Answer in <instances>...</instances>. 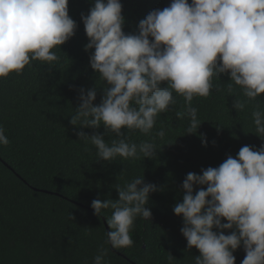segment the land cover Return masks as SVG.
<instances>
[{"label": "clouds", "instance_id": "obj_1", "mask_svg": "<svg viewBox=\"0 0 264 264\" xmlns=\"http://www.w3.org/2000/svg\"><path fill=\"white\" fill-rule=\"evenodd\" d=\"M68 3L0 0V78L13 72L20 75L32 61L50 67L59 61L53 49H59L77 28ZM121 13L120 0H94L88 14H81L89 41L85 51L94 50L89 64L103 82V96L94 105L96 87L80 88L79 104L69 123L93 130L103 125V135L76 132L78 139L95 146L98 159L154 158V143H130L121 130L149 135L157 115L175 104L173 93L184 98L177 117H188L187 133H195L201 122L198 109L192 106L193 97H208L213 77L219 79L221 74L231 81L227 91L232 93L233 85L239 86L244 97L234 99L236 111L257 101L251 118L254 134L264 141V107L258 101L264 94V0L164 1L139 21L135 34L122 31ZM216 91L222 89L217 86ZM108 132L118 139L107 143ZM156 135L163 138L165 132L161 129ZM9 143L0 126V146ZM194 185L201 186L195 194ZM181 187L182 201L174 205L173 213L183 219L180 232L187 248L199 252L194 264H234L233 252L241 246L245 252L241 264H264V143L259 150L245 145L235 158L229 155L218 167L201 169L199 175L188 173ZM115 189L117 200L91 202L97 217L102 209H112L104 241L112 251L133 245L134 221L137 216L150 220L152 213L146 205L150 193L158 190L142 176ZM230 229L225 235L223 230ZM104 245L93 264H106Z\"/></svg>", "mask_w": 264, "mask_h": 264}, {"label": "trees", "instance_id": "obj_2", "mask_svg": "<svg viewBox=\"0 0 264 264\" xmlns=\"http://www.w3.org/2000/svg\"><path fill=\"white\" fill-rule=\"evenodd\" d=\"M164 1L171 2L120 0L122 31L135 34L139 21ZM93 3L69 0L68 13L77 28L59 49H53L60 58L54 66L32 61L20 75L13 72L0 78V126L10 141L8 146H0V264H93L107 239L105 224L112 209H102L97 217L91 202L117 200L115 186L138 176L158 189L150 193L146 205L151 218L137 216L130 230L131 247L112 251L110 245H104L108 248L106 264H194L199 252L187 248L180 232L183 219L173 213L174 205L182 201V182L190 172L199 175L201 169L218 167L229 155L235 158L245 145L259 150L264 141L254 134L251 118L257 101L236 111L234 99H244L239 86L233 85L234 91L229 93L228 75L214 76L210 95L193 97L192 106L198 109L201 122L195 133H187L188 117H177L183 111L184 98L173 93L175 104L157 115L149 135L121 130L130 143H154V158L98 159L95 146L78 139L76 132L103 135V125L93 130L69 123L79 104L80 88L96 87L94 105L103 96V82L89 64L94 50L85 51L89 41L81 21V14L87 15ZM217 86L222 91L217 92ZM258 101L264 107V94ZM161 129L163 138L156 135ZM104 139L110 144L118 138L108 132ZM200 187L194 185L193 194ZM223 231L228 235L232 230ZM233 255L234 264H241L243 247Z\"/></svg>", "mask_w": 264, "mask_h": 264}, {"label": "water", "instance_id": "obj_3", "mask_svg": "<svg viewBox=\"0 0 264 264\" xmlns=\"http://www.w3.org/2000/svg\"><path fill=\"white\" fill-rule=\"evenodd\" d=\"M107 230L109 231V229L107 228Z\"/></svg>", "mask_w": 264, "mask_h": 264}]
</instances>
